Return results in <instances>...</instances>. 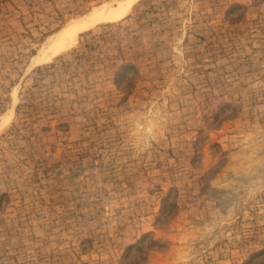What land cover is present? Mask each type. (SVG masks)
I'll list each match as a JSON object with an SVG mask.
<instances>
[{"label":"rangeland","instance_id":"374dc122","mask_svg":"<svg viewBox=\"0 0 264 264\" xmlns=\"http://www.w3.org/2000/svg\"><path fill=\"white\" fill-rule=\"evenodd\" d=\"M0 0V264H264V0Z\"/></svg>","mask_w":264,"mask_h":264},{"label":"bare ground","instance_id":"6f19581e","mask_svg":"<svg viewBox=\"0 0 264 264\" xmlns=\"http://www.w3.org/2000/svg\"><path fill=\"white\" fill-rule=\"evenodd\" d=\"M137 0H118L116 6H100L92 10L86 16L75 21L71 26L60 30L58 33L49 38L44 49L40 52L41 56H34L33 60L40 61L48 59L58 52L70 47L74 42L77 34L87 30L100 22L114 21L124 17L131 6Z\"/></svg>","mask_w":264,"mask_h":264}]
</instances>
